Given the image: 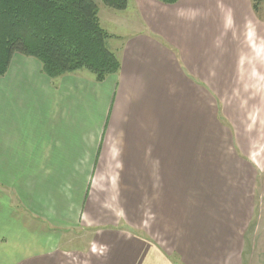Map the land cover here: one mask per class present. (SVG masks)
<instances>
[{"label":"crops","instance_id":"crops-1","mask_svg":"<svg viewBox=\"0 0 264 264\" xmlns=\"http://www.w3.org/2000/svg\"><path fill=\"white\" fill-rule=\"evenodd\" d=\"M130 1L137 17L105 40L119 69L102 81L49 78L20 53L0 77V264H250L264 217V5L118 11ZM106 197L138 219L131 232L108 227ZM80 228L104 251L77 259L61 239Z\"/></svg>","mask_w":264,"mask_h":264},{"label":"trees","instance_id":"trees-1","mask_svg":"<svg viewBox=\"0 0 264 264\" xmlns=\"http://www.w3.org/2000/svg\"><path fill=\"white\" fill-rule=\"evenodd\" d=\"M251 1L259 12L264 0ZM102 2L122 10L128 0ZM97 14L94 0H0V77L15 53L36 58L49 78L86 69L102 81L117 72L119 61L106 47L110 35Z\"/></svg>","mask_w":264,"mask_h":264},{"label":"rangeland","instance_id":"rangeland-1","mask_svg":"<svg viewBox=\"0 0 264 264\" xmlns=\"http://www.w3.org/2000/svg\"><path fill=\"white\" fill-rule=\"evenodd\" d=\"M94 1L98 5V14L97 15L99 18L100 26L108 34L109 33H113V34L123 33L124 30L122 29V25L130 24V21L135 20V17H137V12L135 11V9H132L131 1L129 2V4H128L129 6H128V9L126 11H118V10H115L113 8L107 7L105 4H103L102 0H94ZM259 12H261V9ZM262 12H264V9H262ZM118 19L120 21L119 24H117ZM82 70H86V69H80V70H76V71H82ZM86 71H88V70H86ZM247 80H250L253 82L256 81L253 74L249 75ZM236 107L237 106H233V112H235V113L237 111ZM252 107L255 108L256 106H246L247 109L248 108L250 109ZM261 111L264 112V109H261ZM261 120L264 121V116H262ZM263 176H264V173H263ZM110 198L111 197L107 198V202H103L104 206L107 207V209H108V217H106L107 221H111V222H109L108 227L123 228V229H126L127 231L131 232V229L135 227V225H133L135 223H132V222H136L138 219L136 217H132L133 221L130 220L131 215L127 212V208L122 203H120V202L117 203L116 200H111ZM145 211H146V208H145ZM263 213H264V211H263ZM142 218H144V217L142 216ZM142 218H140V220ZM100 219H101V217L99 218V220ZM102 221H105V218ZM124 221L126 222L125 225L123 223ZM81 223H82V221H81ZM121 224H123V226ZM95 225L96 226H94V227L99 228V227L104 226L106 224H103L100 226V224H98L96 222ZM259 227L261 228V232L258 233V235L254 238V240L251 243V246L256 247V248L251 249V256L252 257H251L250 264H264V217H263L262 223H260ZM97 232L98 231H95L94 228H92V229L80 228L79 231L76 230V232H71L69 234L64 232L62 234V239H61L62 242L61 243L71 242V244H73L75 246L74 252L77 255V259L81 260L83 255L90 254V253H88L90 246L92 247L93 251H96V253H99V252L101 253L104 251V249H105L104 246L99 247V245L98 246L92 245V244H97L96 242L93 241L94 237H97L98 235H100ZM102 233L104 234V232H102ZM96 240H98V238H96Z\"/></svg>","mask_w":264,"mask_h":264}]
</instances>
